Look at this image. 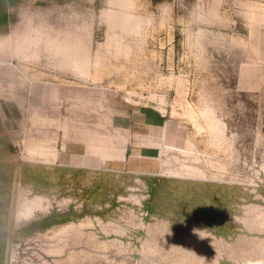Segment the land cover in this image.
I'll return each instance as SVG.
<instances>
[{"label": "rangeland", "instance_id": "obj_1", "mask_svg": "<svg viewBox=\"0 0 264 264\" xmlns=\"http://www.w3.org/2000/svg\"><path fill=\"white\" fill-rule=\"evenodd\" d=\"M0 264H264V0H0Z\"/></svg>", "mask_w": 264, "mask_h": 264}]
</instances>
